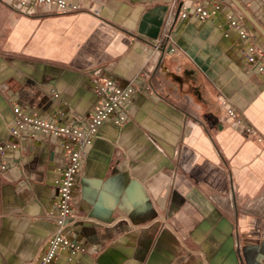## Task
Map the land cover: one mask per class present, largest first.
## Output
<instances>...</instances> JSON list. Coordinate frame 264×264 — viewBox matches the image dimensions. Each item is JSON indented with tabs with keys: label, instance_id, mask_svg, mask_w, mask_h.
I'll list each match as a JSON object with an SVG mask.
<instances>
[{
	"label": "crops",
	"instance_id": "obj_1",
	"mask_svg": "<svg viewBox=\"0 0 264 264\" xmlns=\"http://www.w3.org/2000/svg\"><path fill=\"white\" fill-rule=\"evenodd\" d=\"M69 1L82 9L26 15L0 2V140L13 103L84 123L98 100L93 74L139 85L128 121L104 123L87 147L70 226L83 251L73 264H264V79L221 24L241 11L221 0L214 20L177 19L174 51L163 52L156 44L171 0ZM237 1L264 29L259 1ZM6 161L0 264H33L55 229L44 216L63 151L54 137L22 135Z\"/></svg>",
	"mask_w": 264,
	"mask_h": 264
},
{
	"label": "built area",
	"instance_id": "obj_2",
	"mask_svg": "<svg viewBox=\"0 0 264 264\" xmlns=\"http://www.w3.org/2000/svg\"><path fill=\"white\" fill-rule=\"evenodd\" d=\"M188 0H171L172 7L166 15L164 25L157 41L162 51H174L171 46L172 29L177 19L184 21L191 16L198 20H214L220 15L221 0H193V6L187 5ZM264 9V0H257ZM7 7L26 15L67 14L80 11L81 6L69 0H0ZM44 6L43 11H37ZM222 25L232 28L237 34L238 53L243 62L264 79V49L257 44L256 34L248 27L245 17L236 12H226ZM219 24V25H221ZM93 89L98 96L89 118L84 122L65 124L61 122L63 112L58 111L48 117L40 116L38 111L25 106L12 104L13 120L8 126V137L0 140V171L7 169L6 156L19 145V138L26 135L30 139L42 136L54 137L63 151L64 161L56 169V176L50 184L52 209L44 219L53 221L54 231L47 237L44 247L37 255L33 264H53L57 255L66 252L67 256L61 264H73L75 255L83 251L82 245L71 238V220L75 208L74 190L82 161L87 147L97 137L100 128L106 122L123 125L128 121L130 99L139 85L130 80L121 84L111 76L91 78ZM57 97L56 92H52ZM226 114L235 124L243 127L247 133L255 135V130L243 124L241 117L233 108H227Z\"/></svg>",
	"mask_w": 264,
	"mask_h": 264
},
{
	"label": "water",
	"instance_id": "obj_3",
	"mask_svg": "<svg viewBox=\"0 0 264 264\" xmlns=\"http://www.w3.org/2000/svg\"><path fill=\"white\" fill-rule=\"evenodd\" d=\"M237 8L241 11V13L249 20V22L263 35L264 37V29L262 26L251 16V14L237 1L232 0Z\"/></svg>",
	"mask_w": 264,
	"mask_h": 264
},
{
	"label": "bare ground",
	"instance_id": "obj_4",
	"mask_svg": "<svg viewBox=\"0 0 264 264\" xmlns=\"http://www.w3.org/2000/svg\"><path fill=\"white\" fill-rule=\"evenodd\" d=\"M261 200V199H260ZM253 202H256V201H254L253 200ZM259 202V201H258ZM257 203V202H256ZM262 204V203H261ZM231 206H232V203H231ZM248 206L249 207H252L253 206V204H252V202L250 203V204H248ZM246 208V207H245ZM262 208V205L261 206H259V204L257 205L256 204V210H260ZM253 209V208H252ZM255 210V209H254ZM254 212V211H253ZM256 212V211H255Z\"/></svg>",
	"mask_w": 264,
	"mask_h": 264
}]
</instances>
